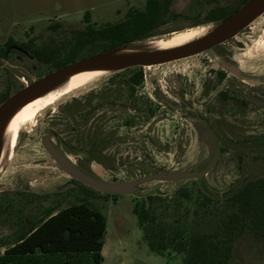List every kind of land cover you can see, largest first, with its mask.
I'll use <instances>...</instances> for the list:
<instances>
[{
	"label": "rangeland",
	"instance_id": "rangeland-1",
	"mask_svg": "<svg viewBox=\"0 0 264 264\" xmlns=\"http://www.w3.org/2000/svg\"><path fill=\"white\" fill-rule=\"evenodd\" d=\"M146 2L0 0V47L10 37L19 43L32 41L35 47L69 45L76 30L117 24L130 10L145 9ZM241 6L240 0H175L170 15L177 18L156 36L128 46L156 50L161 40L182 30L205 27L210 32L220 22H206L212 9L236 11ZM105 51L96 45L81 56ZM223 65L237 67L240 76ZM142 68L144 82L134 91L128 81L135 69L104 75L45 106L22 129L15 150L10 149L9 136L2 139L0 255L17 241L27 221L85 202L106 217L102 264H184L175 252L180 241L217 230L233 210L229 195L264 175V14L212 50ZM55 70L20 49L8 58L0 55V102ZM92 93L89 106L64 107ZM97 132L109 135L111 147L105 154L111 168L81 152ZM45 137L89 175L106 182L163 171L200 172L221 148L201 181H152L135 196L104 195L62 171L44 146ZM136 206L149 214L146 230L134 213ZM148 237L168 245L165 255L150 250ZM234 251L232 264H264V242L251 224Z\"/></svg>",
	"mask_w": 264,
	"mask_h": 264
},
{
	"label": "trees",
	"instance_id": "trees-1",
	"mask_svg": "<svg viewBox=\"0 0 264 264\" xmlns=\"http://www.w3.org/2000/svg\"><path fill=\"white\" fill-rule=\"evenodd\" d=\"M174 1L147 0L145 9L130 10L122 22L100 28L89 26L84 30H76L69 45L46 44L35 47L32 41L19 43L10 37L0 47V55L8 58L11 53L20 49L37 61L50 65L53 69H60L89 56L90 54L81 56L87 48L100 45L103 50H109L156 36L161 27L167 25L172 18L178 17L170 15ZM247 1L240 0L241 4ZM233 12L235 10L226 7L212 9L206 22L222 21ZM138 69H135L128 81L133 86V91L144 82L143 68ZM10 96L6 95L0 104ZM94 98V93L84 101L75 98L64 107L67 110L87 107ZM108 136V133L97 132L90 138L87 148L81 152H85L90 161L111 168L112 165L108 163L110 157L105 154L111 147ZM67 149L75 155L79 152L69 146ZM228 198L233 210L226 215L217 230L199 232L188 239H182L175 248L176 254L184 257V264H230L235 243L248 224L252 225L264 242V175L247 180ZM134 213L139 218L140 226L146 230L145 224L150 218L148 212L145 208L136 206ZM106 226L104 214L85 202L56 213H48L39 221H27L17 241L0 255V264H102ZM147 240L153 253L165 255L167 244L157 245L149 237Z\"/></svg>",
	"mask_w": 264,
	"mask_h": 264
},
{
	"label": "water",
	"instance_id": "water-1",
	"mask_svg": "<svg viewBox=\"0 0 264 264\" xmlns=\"http://www.w3.org/2000/svg\"><path fill=\"white\" fill-rule=\"evenodd\" d=\"M264 14V0H248L241 8L211 30L204 38L189 45L170 50H131L128 45L109 49L103 53L80 59L35 81L16 92L0 105V159L2 156V135L9 118L27 103L57 89L66 82V78L85 71L108 70L123 71L130 68L161 65L212 50L215 47L235 38L248 28L256 19ZM131 51L127 55L121 52ZM224 68L239 77L237 67L223 65ZM264 83V77L260 79ZM44 146L62 171L79 183L92 188L104 195H132L142 190V186L152 181L181 182L200 180L213 168L219 158L221 145L211 163L202 171H163L126 182H106L89 175L80 168L64 151L49 137L43 140ZM43 162V161H42Z\"/></svg>",
	"mask_w": 264,
	"mask_h": 264
},
{
	"label": "bare ground",
	"instance_id": "bare-ground-1",
	"mask_svg": "<svg viewBox=\"0 0 264 264\" xmlns=\"http://www.w3.org/2000/svg\"><path fill=\"white\" fill-rule=\"evenodd\" d=\"M184 31L174 33L167 40H161L158 43L157 49L170 50L183 47L204 38L209 33L205 27H199L192 30L188 29L186 32ZM131 53L133 52L125 51L118 55H127ZM112 73H115V71L94 70L76 73L67 77L66 82L62 86L16 110L6 123L2 138L7 139L9 136L10 149L12 151L15 150L18 144V141L16 140L21 131H23L22 129L35 120L45 106H50L65 94L74 92L97 78Z\"/></svg>",
	"mask_w": 264,
	"mask_h": 264
},
{
	"label": "crops",
	"instance_id": "crops-1",
	"mask_svg": "<svg viewBox=\"0 0 264 264\" xmlns=\"http://www.w3.org/2000/svg\"><path fill=\"white\" fill-rule=\"evenodd\" d=\"M2 34H3V33H0V35H2ZM2 36H3V35H2ZM1 42H2V41H0V43H1ZM104 246H105V242H104ZM103 250H104V247H103ZM172 256H173V255H172ZM234 258H235V251H234V255H233V258H232L230 264L233 263ZM183 260H184V257H183Z\"/></svg>",
	"mask_w": 264,
	"mask_h": 264
},
{
	"label": "flooded vegetation",
	"instance_id": "flooded-vegetation-1",
	"mask_svg": "<svg viewBox=\"0 0 264 264\" xmlns=\"http://www.w3.org/2000/svg\"><path fill=\"white\" fill-rule=\"evenodd\" d=\"M16 141H18V139Z\"/></svg>",
	"mask_w": 264,
	"mask_h": 264
}]
</instances>
